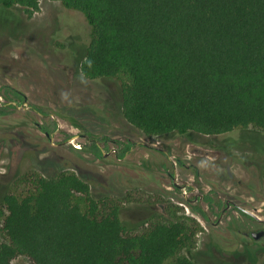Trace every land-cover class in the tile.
<instances>
[{
	"label": "trees",
	"instance_id": "trees-1",
	"mask_svg": "<svg viewBox=\"0 0 264 264\" xmlns=\"http://www.w3.org/2000/svg\"><path fill=\"white\" fill-rule=\"evenodd\" d=\"M55 1L92 27L82 74L116 79L122 116L146 136L264 132V0ZM39 3L0 0V10L18 6L32 15ZM2 90L7 99L23 96L10 85ZM6 113L0 108V116ZM87 136L83 151L102 158L105 150ZM118 144L123 159L132 144ZM204 201L214 202L208 195ZM2 203L7 241L0 264L17 256L33 264H199L178 255L191 242L184 222L156 221L132 233L119 205L94 198L74 173L39 176L33 190L5 194ZM191 210L205 217L200 207Z\"/></svg>",
	"mask_w": 264,
	"mask_h": 264
},
{
	"label": "rangeland",
	"instance_id": "rangeland-1",
	"mask_svg": "<svg viewBox=\"0 0 264 264\" xmlns=\"http://www.w3.org/2000/svg\"><path fill=\"white\" fill-rule=\"evenodd\" d=\"M91 42L92 27L85 16L59 1L40 0L32 15L18 6L0 10V96L5 100L4 85L27 96V106L0 116V244L7 241L5 194L30 192L39 176L74 173L91 185L94 198L110 197L119 205L121 220L132 233L156 221L184 222L191 242L180 256L199 264H264V237L255 240L243 234L264 226V132L249 127L221 134L238 142L233 156L225 159L233 181L225 169L216 175L210 165L198 164L195 177L192 169L177 168L180 182L188 181L202 195L215 192L223 202L233 200L260 222L234 208L219 224H214L219 215L208 211L210 220H205L191 210L195 203H186L184 193L172 189L169 173L177 157L154 149L168 144L175 152V140L146 136L124 119L116 79L82 74L81 62ZM41 124L54 133L46 136L38 128ZM88 133L105 144L107 156L95 158L83 151ZM127 139L134 147L118 160V141ZM77 201L85 209L83 200ZM201 205L207 209L204 202ZM11 264L33 262L17 256Z\"/></svg>",
	"mask_w": 264,
	"mask_h": 264
},
{
	"label": "flooded vegetation",
	"instance_id": "flooded-vegetation-1",
	"mask_svg": "<svg viewBox=\"0 0 264 264\" xmlns=\"http://www.w3.org/2000/svg\"><path fill=\"white\" fill-rule=\"evenodd\" d=\"M18 90V89H17ZM3 91V90H2ZM20 91V90H19ZM21 92V91H20ZM21 94L23 96H21V98L19 97H15V99H7L6 96H4L5 100L2 99V97L0 98V108L4 109L5 111H8V109L11 108H19L21 106H27V96L21 92ZM36 110V109H35ZM38 112V111H37ZM39 114H42L41 112H38ZM5 115V114H4ZM53 123V122H52ZM54 124V123H53ZM44 126L43 124L39 125V130L41 132H43L41 130V127ZM55 130V129H53ZM52 130V132H53ZM52 132H43L46 136H50ZM54 133V132H53ZM89 134V133H88ZM85 138V141L87 143V139L88 136L87 134H84L83 136ZM165 140H169V139H174V145L175 147V152L173 149L172 145H165L166 147H169L168 149L162 148V147H154L155 151L159 152L160 154L167 156V157H171L170 154L175 155L176 157V161L174 162V171L173 173H169V178L171 180V186L172 189L175 191H182L185 195V201L186 203L192 204L195 203L193 206H197L200 207L204 212H205V217L201 214V217H203L205 220H210L209 215L207 213V211L209 213H213V214H217L219 215V219L214 223V224H219L221 222V218L223 217V215L229 211L231 208H234V210H237L241 215L246 216L248 218H252L254 219L245 209H243L241 206L237 205L233 200H226L223 202V200H221V198L217 195V193L215 194V192H210L206 193V194H200L197 190V188L195 186H190L189 182L186 181L183 183L180 182L178 180V173H177V168H184L186 170H193V174L194 177L198 175L199 170H198V164L202 165H210L211 168L215 171L216 175L221 174L223 169L226 170V175L228 176L229 180L233 181L234 175L233 173L230 172V165L227 164V162H225V159H228L230 156H233V151L237 150L238 146H237V141L233 138H231L230 136H224L222 137V135H204L201 133H197V132H186V133H175L171 136H166L163 137ZM96 140V139H95ZM107 139L103 140L106 141ZM132 144L131 148L129 151L126 152L125 156L128 155V153L132 150V148L134 147V143H132L130 140H125V142H128ZM96 143L100 146V148L103 150L104 149V143L100 144L99 140H96ZM80 147V146H77ZM192 147H200L203 149H207L209 152L205 153V154H199L197 152H195V148L193 149ZM119 153H116L115 157L116 159H118L117 155ZM175 153V154H174ZM104 156H107L108 154L105 153V151H103ZM179 155V157L177 156ZM103 156V157H104ZM124 156V158H125ZM187 157L191 159V162H185L182 160V158ZM123 158V159H124ZM121 160V159H118ZM231 173V175L229 174ZM238 183L240 184L241 182L238 180ZM208 195L212 198V200L215 202H212L211 205H207L204 201V196ZM206 204L207 209H204L202 207V203ZM219 202V205L217 204ZM191 206V207H193ZM212 207V208H211ZM256 220V219H255ZM258 222H260V220H257ZM261 224H264V222H260ZM263 231L264 230V226L261 228H258L256 231H252V232H247L244 231L243 234L246 237L249 238H253L252 237V233L253 232H258V231Z\"/></svg>",
	"mask_w": 264,
	"mask_h": 264
},
{
	"label": "water",
	"instance_id": "water-1",
	"mask_svg": "<svg viewBox=\"0 0 264 264\" xmlns=\"http://www.w3.org/2000/svg\"><path fill=\"white\" fill-rule=\"evenodd\" d=\"M193 149L195 148V152L199 153V154H205V153H208L209 151L207 149H203V148H200V147H192ZM231 175V173H229ZM254 219L256 220H259V218H257L255 215H253L251 212H248ZM252 237L253 239L255 240H259L261 239L262 237H264V230L262 231H258V232H253L252 233Z\"/></svg>",
	"mask_w": 264,
	"mask_h": 264
}]
</instances>
